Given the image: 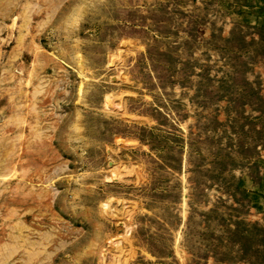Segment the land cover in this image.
I'll return each instance as SVG.
<instances>
[{
    "label": "rangeland",
    "instance_id": "obj_1",
    "mask_svg": "<svg viewBox=\"0 0 264 264\" xmlns=\"http://www.w3.org/2000/svg\"><path fill=\"white\" fill-rule=\"evenodd\" d=\"M31 252L264 264V0H0V264Z\"/></svg>",
    "mask_w": 264,
    "mask_h": 264
},
{
    "label": "bare ground",
    "instance_id": "obj_2",
    "mask_svg": "<svg viewBox=\"0 0 264 264\" xmlns=\"http://www.w3.org/2000/svg\"><path fill=\"white\" fill-rule=\"evenodd\" d=\"M43 243V241L42 240H39L38 241V246H39V248H42L41 246L43 245L42 244ZM32 245H34V244H29V243H26V242H24V248H26V249H29L30 248V246H32ZM14 249H16L17 247H18V241H15L14 242ZM63 247V246H62ZM79 248V245H77V244H73V245H71L70 247H68V251H75V250H77ZM39 251H41V250H39ZM35 255H36V253H33V252H31V253H28L27 254V257H25L24 259H25V263H23V264H33V260L35 259Z\"/></svg>",
    "mask_w": 264,
    "mask_h": 264
}]
</instances>
